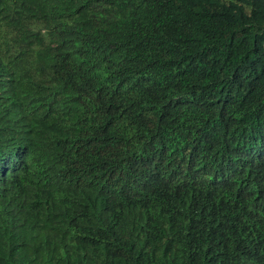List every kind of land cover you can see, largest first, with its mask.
I'll return each instance as SVG.
<instances>
[{"label":"trees","instance_id":"obj_1","mask_svg":"<svg viewBox=\"0 0 264 264\" xmlns=\"http://www.w3.org/2000/svg\"><path fill=\"white\" fill-rule=\"evenodd\" d=\"M0 264H264V0H0Z\"/></svg>","mask_w":264,"mask_h":264}]
</instances>
